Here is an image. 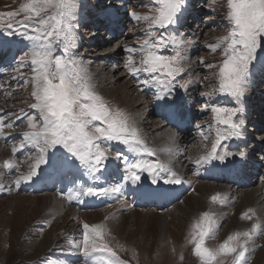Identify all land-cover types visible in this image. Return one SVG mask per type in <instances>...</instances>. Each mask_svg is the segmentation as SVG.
<instances>
[{
	"label": "snow or ice",
	"instance_id": "snow-or-ice-1",
	"mask_svg": "<svg viewBox=\"0 0 264 264\" xmlns=\"http://www.w3.org/2000/svg\"><path fill=\"white\" fill-rule=\"evenodd\" d=\"M212 2L215 4L217 0ZM184 3L185 0H152L147 6L149 14L130 13L136 21H146L147 26L142 41L135 46H125L124 50L129 53L125 68L140 84L154 89L157 100L171 98L177 87L184 90L188 87V82L177 80L184 71L182 62L187 42L168 31L169 26L178 23ZM224 6L227 32L215 43L206 45L211 52L219 50L222 60L218 64L205 65L207 69H217L212 77L205 79H215V92L227 94L239 103L246 91L250 67L257 60L258 51L264 52V0H226ZM78 11L79 0H25L17 10L0 12V25L4 23V17L8 18L5 29L9 30L8 34H19L30 42L20 62L21 66L30 68V78L23 83L31 85L33 100L29 105L32 111L21 109L23 118L17 116L26 121L28 130L20 134V143L12 146V156L0 162V178L6 174L14 175L12 183L16 187L32 181L45 167L58 162L55 154L49 155L57 148L66 150L60 163L78 162L85 174L91 176L100 172L110 158L111 142H118L132 154L130 158L118 152L115 157L122 162L125 181L136 184L141 181L142 174L147 173L153 184L161 181L172 185L185 183L171 167V158L178 150L176 136H169L168 142L159 149L150 147L132 115L110 104L96 91L87 65L75 54ZM20 16L23 18L17 24L11 23ZM57 46L62 50L60 55L54 54ZM199 62L205 64L203 59ZM141 76L144 78L140 79ZM203 95L211 96L212 93ZM203 109L211 111L215 127L209 125L210 131L205 134L199 125L196 126L203 148L195 158L197 165L224 161L230 156L224 142L239 136V129L244 124L243 120L237 122L235 119L237 108L204 104ZM14 126L12 122L4 123L0 116V139L7 140L9 133L5 129ZM210 137V146L203 143ZM26 148V159L18 161L16 154ZM158 151L169 159H143L145 155L156 157ZM21 163L27 166L25 172L20 171ZM4 187L0 183V191ZM120 188V185L108 189L78 184L67 193H61V197L68 202L83 203L81 198L84 196H107ZM226 198V193L216 192L209 197V204L222 207ZM240 219L252 222L251 226L235 230L221 242L210 244L219 235L220 214L209 207L193 218L184 247H191V254L198 264H250L251 253L258 246L256 239L264 237V224L254 208L243 211ZM110 235V229L104 224L84 223L82 239L70 243L89 258L88 264H129L106 239ZM121 250H125L123 246ZM172 252H176L175 247ZM136 255L133 251V259ZM178 258L184 261L182 252Z\"/></svg>",
	"mask_w": 264,
	"mask_h": 264
},
{
	"label": "rangeland",
	"instance_id": "rangeland-1",
	"mask_svg": "<svg viewBox=\"0 0 264 264\" xmlns=\"http://www.w3.org/2000/svg\"><path fill=\"white\" fill-rule=\"evenodd\" d=\"M121 1L122 0H79V11L77 14V20L75 21V42L77 45L75 54L84 61L88 68L90 67V70L88 69L90 73L95 71V67L92 64H89L92 59L97 57V63H101L99 58L103 57L104 55H112L113 52L116 51V49L120 46V53H122V47L128 45L135 46L138 42L144 39L143 33L146 31L147 22L143 20L136 21L133 19L130 13H136L138 15L149 14L150 8L147 6L151 4L152 0H126L129 12H124L122 15H120V22L124 24V27H127V32L117 31L119 39H112L115 37V35L112 32L110 33L105 30L106 25L101 23L102 19H104L103 16L108 17L107 11L113 7L114 4L115 6L119 5ZM24 2L25 0H0V12L17 10ZM225 2L226 0H217V3L214 4L212 0H185L182 10L178 16V23L174 26H169V32L182 37L184 40L191 38V33L197 34L198 43L196 42L195 44L190 45V48L185 47L184 60L182 62L184 71L180 74V76L177 77V80L181 83L188 82L187 90L177 87L174 90L172 97L165 100H167V102L179 103L182 107L187 109L185 113L189 112L194 114L193 117H198L201 115V113H203L204 121L200 126V129H203L205 134L210 131L209 125H212L214 129L215 120L210 110L203 109L204 104L220 106V101H222V106L237 108L238 112L235 119L237 122L243 120L244 124L239 129L240 135L225 141L224 146L227 150L230 148V145L233 146V144L237 148H242L246 154V162L243 166L246 169L249 168L247 171L250 172L253 164L259 162L264 163V112H260L261 109H264V105L257 108L253 106L250 110H248V113L247 109L241 106L242 101L248 96L246 91L244 96L240 99V102L237 103L234 98L228 96L227 94L215 92V87L217 86V81L215 79H205V77H212L213 73L217 71L215 68L207 69L205 65L208 63L218 64L222 60L219 50L217 52H211L206 47V45L215 43L219 37L225 35L227 32L228 25L225 19ZM193 4L197 5L200 9L198 13L199 16L196 14L193 17V20H190L192 17L188 16V12L189 9L192 8ZM22 18V16L16 17L11 20V23L17 24V22ZM92 19H97V21L100 22L96 24V22H92ZM188 19L190 21H194V24L192 25V23L189 22L186 26ZM8 22V18L4 17V23L0 25V47L2 48L0 51V62H2L0 64V116L3 117L4 123L12 122L15 126L13 129H5V132L9 133L7 140L0 139V147L2 148L4 155H6L5 157L3 156L5 159L12 156V146L18 145L20 143V134L28 130L26 127V121L17 119V116L23 118L24 114L20 112L21 109L30 113L32 110L29 109V105L33 102L31 97V85H25L23 83L25 79L30 78V68L21 66L20 62V58L24 56L25 52L28 51L30 42L19 34L9 35V30H5L6 24ZM112 30L114 31V29ZM93 33L97 36L95 39L97 40L96 42L93 39L95 36ZM110 40L113 41L110 42ZM54 54H62V50L59 46H57L56 53ZM165 54L171 53L166 52ZM128 56V52L118 55V59H120L119 67H125ZM187 59L194 60V72H192L191 66L189 68L190 64L187 62ZM201 59L204 60L205 64H201L199 62ZM259 67L261 68V71L259 70ZM104 69L105 72H108L111 68L105 66ZM124 71L128 78L119 80V75L117 77V75L113 74L114 82H112V85L110 86L111 88H106L103 90L99 89L96 85L95 86L96 91L110 104L125 109L133 117L136 111H138L137 113L142 112L141 106H139L140 104H138V107L131 106L130 100L123 96L124 93L122 92V85L127 82V80L131 82L132 85L135 84V86L139 87L145 102L146 100H151L152 102L156 100L154 95L155 90L140 84L137 78H133L127 73L126 68ZM19 73H23L24 75L21 76ZM257 73H259V75L256 77L257 81L260 80L259 82L264 83V52L260 51L257 53V60L254 61L253 65L250 67V75L247 82H250V80L253 79L254 75ZM143 78V76L140 77V79ZM107 83L108 82H104L102 86L107 87ZM118 87H120L119 90ZM131 89L133 90V87H131ZM259 90L261 93H264V84L263 88L259 87ZM204 93H212V95L205 96L203 95ZM148 95L150 98H148ZM188 96L190 97L191 102L187 99ZM254 96L255 93L253 94V98ZM252 105H254V102ZM156 115L161 118L162 114L159 112L156 114L155 110H153V113H150L148 121L151 125L149 124V126H152L157 122H164L162 118L160 119L156 117ZM142 116H144V114H142ZM168 128L172 129L173 132H176L174 127L168 125ZM242 130L244 131L242 132ZM193 133L194 134L191 136V140L187 143V145L185 144V140H182L181 142V139H179L178 148L180 149V152L178 151L176 154L177 156L175 157L177 159L178 165L176 163L172 165L171 163V166L176 165L174 169L176 168L175 171H177L180 176L182 174V176L185 178L183 180L192 178L196 182L193 184V186L190 185L182 195L165 203L161 212H157L152 207V205L149 204L150 206H148L146 210L148 211L151 209L153 211L154 209L155 213H147L148 216L143 223H140L139 219L134 218L135 214L133 215L132 211L145 208L144 205L139 206L138 203V206L135 207L133 202L127 199V194L130 193L131 190L135 192L136 196H138L136 192L142 189L136 184H133V186L129 188L127 183L130 181L125 180L123 181L125 192L123 187H121L119 193L116 194V196H122V199L131 203L133 208H126L124 210L125 212H119L120 214L118 220H120H116L118 223L116 222L114 224L115 227H113L116 229H113L110 225V219L112 216H110L108 219L106 218L100 221L88 222L83 221L82 216H80L86 212L89 213L101 208L104 209L105 206L98 207L92 202H90L91 205H81L75 200L68 202L66 199H64L66 204L64 206L66 215L64 214L62 219L61 217L57 216L55 212L53 213L52 200H48L47 206L45 208H43V204L45 203H39L41 204L39 205L38 203L34 202L33 200H36V198L41 196L61 197V193H67L68 189L73 187V184L67 183L69 179H72L76 183L81 181L82 183L86 184V186L100 188L97 185L91 184L88 180L82 181L79 177V174L73 175L72 172L67 170L71 169V167L78 168V172H81L84 174V176L88 177L85 174V170L79 167L78 162H59L63 160V154L66 152L64 149L57 148L53 150V152H50V156L55 154V158L58 161L56 163L57 165L55 164L48 168L45 167L44 170L38 175V177H43L45 170L50 168H54L59 173V176L54 179V185L50 188L43 186V191H37L33 188H26L27 186H25L24 183H22L19 187H16L12 183L14 175L6 174L3 178H0V183H3L5 186L4 190L0 192V264H88L89 258L85 257L81 252L76 251L73 248V244L70 243V241L75 242L82 239L84 223H88L89 225H106V227L111 231V235L107 236L106 239L112 247L116 248L122 259L129 261V264H198L197 259L191 254V247H184V244L189 226L193 218L198 215L197 212H200V210L190 211V215L187 217V219L183 220L182 222H178L176 217L177 214H171L173 206L176 208H178V206L180 208L186 207L188 205H186V203L189 200H193L191 205L193 202L197 201V199L201 197L197 191L198 187L196 184L198 181L210 183L211 186L213 185L212 188L217 189L216 192H220L222 186H226L232 190H237L238 193L234 196L235 202L233 203L232 209L233 207H237V202L242 199L243 192H246L247 190L243 187L236 188L233 186L232 182H230L229 176H222L218 178L219 180H224L223 182L199 177L198 168L200 166L219 167L220 169L229 167L232 160H234L236 157L237 150L235 149L233 154L226 157L224 161H220L221 165H214L211 163L197 165L194 162L195 158L202 153L203 148L199 130L197 129V131H194ZM211 140L212 137L209 138V141H204L203 143H207L210 146ZM145 141L150 147L155 148V141L146 138ZM27 152L28 149L18 152L16 154V159L18 161L25 160V153ZM118 152L123 153L124 155H129V157L132 158V154L127 152L126 146L118 142H111L109 151L110 158L105 162V165L101 171L114 165L113 163L121 162L120 160L115 159ZM3 157H0V162L4 160ZM157 158L161 160L163 159V157H159L158 155L156 157H149L147 155L143 157L145 160H156ZM230 160L231 162L227 164ZM58 167L63 168L64 170ZM263 167V165H260V168ZM253 169L256 168L253 167ZM26 170V164L21 163L20 171L25 172ZM62 171L63 175L60 174ZM101 171L100 173L98 172L99 174H96L101 175V177L98 178L99 182H94H96V184L99 183V186H105V188L109 189V187H112L111 183L106 181L105 184H101L103 181L102 176L104 175L105 170L102 171V173ZM214 171L217 172V170ZM112 172V169L108 172L107 176L105 177L106 180L109 178L108 176ZM257 172H259V169H257ZM124 175H126V172ZM113 176L114 175L111 174V177ZM256 180L257 182L254 184V188L258 190L261 188L259 194L261 196H258L261 213L258 211L257 213L260 218H263L261 219V223L264 224V172H259ZM138 183L144 188H162V184L163 186H166V183L163 181L158 184H153L147 173L142 174L141 181ZM34 187L39 188L36 187L35 184ZM193 189L195 190L193 191ZM192 192L194 194H192ZM205 196L207 197V206L204 210H208V197H210V195L206 194ZM110 197L107 195L103 198L108 202L107 208L110 205H115V202L112 200V198L115 197ZM130 197L132 198V195H130ZM191 197L193 199H191ZM260 201H262V204ZM94 202H96V198ZM260 204L263 206V208ZM214 206L227 208L229 204L227 203L224 207L219 205H210L212 208H214ZM249 208H251V206ZM234 211L235 209L227 214L223 221L219 222V235L217 236L216 241H210V244L214 245L221 242L228 234L235 230H244L251 226L252 222L241 220L240 216H238L235 220V225L232 224V220L236 215ZM160 215H162L163 220H160ZM64 217L66 220L68 218L69 221L67 220L66 222ZM127 217L131 218L130 222L126 227V230L121 231L120 227L122 228V225L125 224L123 219H126ZM78 219H80V221H78ZM161 226L163 229H160ZM20 236L23 238L20 239ZM33 243L35 245H33ZM255 244L258 246L255 247L254 251L251 253L250 264H264V237H258L255 241ZM121 246H123L125 250H121ZM173 247L176 248L175 253L172 252ZM133 251H135L137 254L136 259H133ZM181 252L185 257L183 262H181L178 258ZM69 254L70 256H68ZM73 255H79V258L76 259L73 257Z\"/></svg>",
	"mask_w": 264,
	"mask_h": 264
},
{
	"label": "bare ground",
	"instance_id": "bare-ground-1",
	"mask_svg": "<svg viewBox=\"0 0 264 264\" xmlns=\"http://www.w3.org/2000/svg\"><path fill=\"white\" fill-rule=\"evenodd\" d=\"M126 2H127L126 0H122L119 3V5H116L115 6V4H114V6L111 7L107 11L108 17L103 16L104 19H102L101 23H103V24L106 25V29L105 30L107 32L108 31H112V29L118 30V31H121V32H127V29H126L127 27H124L123 26L124 24L120 22V15H122V13H124V12H129V9H128V6H127ZM199 10L200 9L198 8L197 5H194V4L192 5V8L189 9V12H188V16H191L192 17L190 20H193V17L196 14L198 15ZM190 20H187V23L190 22L193 25L194 24V21H190ZM92 22H96V24H98L100 21H97V19L96 20L95 19H92ZM123 30H125V31H123ZM113 33H115V31ZM190 35H191V38H189L188 40H185L187 42L185 47H189L190 45H193V44H195L197 42V38H198L197 36L198 35L197 34H194V33H191ZM96 37L97 36L95 35L94 38H93L95 42L97 41V40H95ZM113 39H115V40L119 39L118 35L115 34V38H113ZM111 41H113V40H110V42ZM1 49L2 48L0 47V51H1ZM124 49H125V47H122V53L123 54L126 52ZM120 51H121V46L119 48H117L116 51H114L115 53L113 52L112 55H104L103 57L99 58L101 60L100 61L101 63H97L98 62V58L97 57L95 59H92L89 62V64H92L95 67V71L94 72H91L90 74H91V76L93 78L94 84L99 89H103L104 90L106 88L107 89L108 88H111L110 86L112 85V82H114L113 74L117 75V77L119 75V80H122L124 78H128L127 75H126V73H125V71H124L125 70V67L124 66H120L119 67V60L120 59H118V55L122 54V53H120ZM92 52H94V51H92ZM187 62L190 64V65L188 64L189 65V68L191 66V70H192V72H194L195 71V69H193V66L195 64L194 63V60L187 59ZM0 64H1V62H0ZM105 66L110 67L111 68L110 71L105 72V69H104ZM259 70L261 71V68L260 67H259ZM120 71H124V72H120ZM258 75H259V73H257L256 75H254L253 79L250 78L251 79L250 82L248 81L249 83L247 82L248 84H246V86H247L246 93L248 94V96L245 98V100L242 101L241 106L243 108L247 109V110H250L251 107H253V106H255L257 108V107H260V106H263L264 105V93H261V91L259 90V87L260 88H263V84L264 83L259 82L260 80L257 81L256 77ZM104 82H108L107 83V87L102 86V84ZM122 87H123L122 92L124 93L123 96L126 99L130 100L131 106H134V107L137 106L138 107V104H140L139 106H141L142 112L140 110L139 111L142 114H144V116H142L141 113H137L138 111H136V113L134 114L133 118L136 120L137 126L142 131L143 136H144V139L146 138V139H151V140L155 141L156 144H154V146H155V148L159 149L160 147L164 146L168 142L169 136H171V135L174 134L176 136V144L177 145H178L179 139H181V142H182V140H185L186 141L185 144L187 145V143L191 140L190 138H191V136L193 134H188V135L184 134L183 135V134H178L175 131L173 132L172 129H169L168 128V124L165 123V122H157L154 125L149 126L150 122L148 121L149 115H150V113H153V110H155V113L156 114H157V112H159L160 114H163L164 113L166 115V119H167L168 122H170V121H177L179 119V117H180L181 111L183 110V107L179 103H175V102L172 103V102H167V100H157L156 99L154 102H152L150 100L151 103H152V105H151V103H150L149 100H146V102H145L144 97L141 95V91L139 90V87L135 86V84L132 85L131 82H129L127 80V82H125L122 85ZM131 87H133V90L131 89ZM119 89H120V87H118V90ZM254 93H255V96L253 98V94ZM134 97H136V98H134ZM148 98H150L149 95H148ZM187 99L190 100V97L188 96ZM190 102H191V100H190ZM253 102H254V105H252ZM260 112H264V109H261ZM156 117L160 118L158 115H156ZM243 131L244 130H242V132ZM180 148H181V146H180ZM179 150L180 149L178 148L177 152ZM177 152H176V154H177ZM176 154H175L174 157L171 158L172 165L174 163H176L178 165L177 159L175 158L177 156ZM157 155L159 157H163L162 160H164V161H167L169 159V157L167 155H165L163 153H160L159 151L157 152ZM3 156L5 157L6 155H4V153L2 151V148L0 147V157H3ZM260 165H263L264 166V163L259 162V163L253 164L250 172L247 171V169L243 166V164H240V163H237L233 167V169H235L238 172H241L244 175L242 179L235 181V184H236L235 187L238 188V187H241V186H244V187L248 186L246 188L247 191L246 192H243L242 199L239 200V202H237V207L236 208L233 207V209H232L233 203L235 202L234 196L237 195L238 191L237 190H232V189H230V188H228L226 186H222V189H221L220 192L227 194V198H226L225 205L228 203L229 206H227V208H220V207H217V206L216 207L214 206V208L211 207L213 210L215 209L214 211H216L218 214H220V220H219V222L223 221V219L226 217V215L229 214L234 209H235L234 212L236 213L235 217L232 220V224H234V225H235L234 222L237 219V217L240 216L241 213L243 211L247 210V208H249L250 206H251V208H254L259 213H261V207L259 206V200H258V196H261V195H259L261 188L259 190L256 189V188H254L255 187L254 184L257 182L254 179L258 175L257 169H259V172H264V167L263 168H260ZM175 166L176 165L171 166V167H173V169H174ZM253 167H255L256 169H253ZM110 170H111L110 168H106L105 169L104 175L102 176L103 181H102L101 184H105V182L107 181L105 179V177L107 176V174H108V172ZM111 174H114V173L112 172ZM122 175L123 174H122V171H121V176ZM109 176H110V174H109ZM92 177L94 179H98L99 177H101V175H94ZM181 177L183 179H185L182 176V174H181ZM233 178H234V176L232 177V179ZM123 181H124V179H122V185H120V184L119 185L124 188ZM184 181H186L185 184H180V186H184V185H187V186L188 185H191V186H193V184L196 182L192 178L186 179ZM117 185H118V183L116 182V180H114V182L111 183V186L112 187H109V189H113V187H116ZM136 185L139 186V184H137V183H136ZM196 185L198 187L197 188V191L199 192V194H200L201 197H199V199H197V201L193 202L192 205H191V202L193 200H189L186 203V205L188 204L186 207H181L180 208L178 206V208H176V207L173 206V208L171 210L172 211L171 214H174V213L177 214L176 217H177L178 222H182L183 220L187 219V217L190 215V211H198V210H200V212H201V210L206 209V206H207V197L205 195L208 194V195L211 196L217 190L216 188H212L213 185L211 186V184L210 183H207V182H199L198 181V183ZM35 186L36 187H39V185L37 183H35ZM127 186L130 188V187L133 186V183L128 182L127 183ZM193 188H196V187H193ZM142 190H139V191L136 192L138 196L139 195H145L146 193H148L150 197H157V199H155V201L149 199L148 202L149 203L153 202L154 203V209L158 212L159 211L158 208H160L164 204V201L162 200L163 197L169 196L168 198L173 199L174 198V195L176 194L175 192H176L177 189H167L166 188V189L160 190V191H154V190H148V191L143 190L142 191ZM128 192H129V190H128ZM131 192H133L135 194L134 191L131 190ZM144 192H146V193H144ZM118 193H119V191L118 192H110L109 193V195H108L109 197L110 196L115 197V198H112V200L115 202V205H113V206L110 205V206H108V208H107L108 202L106 201V199L105 200L103 199L104 196L99 201H96V202H94L95 198H93V200H91V202L97 204V206H99V207L100 206H105V208L104 209L101 208V209L96 210L94 212H89V213L86 212L85 214H81L80 216H82V220L83 221H87V222L88 221H100V220H103V219H106V218L108 219V218H110V216H112L111 219H110V225L112 226V228L115 227L114 224L116 222L118 223V221L120 220V219L118 220L119 214H120L119 212H125L124 210L126 208H130V207L133 208V206H131V203H129L126 200L122 199L123 198L122 196H119L121 198L117 197L116 194H118ZM192 194H194V193L192 192ZM191 199H193V198L191 197ZM48 200H52L53 201V205H52V207H53V213L55 212L57 216H59V217L62 218L64 216V214H65V208H64V206L66 205L65 204V201H64V199L62 197H58V196H54V197L41 196V197L36 198V200H33V201L36 202V203H38V204L39 203H45V204H43V208H45L47 206ZM121 200L123 202H119ZM208 200H209V197H208ZM129 201H130V199H129ZM237 201H238V199H237ZM260 202L262 204V201H260ZM39 205H41V204H39ZM141 205H144L145 206L144 203L140 202L139 203V206H141ZM209 207H210V204L208 203V208ZM262 208H263V206H262ZM51 209H49V210H51ZM154 209H153V211L151 209L147 211L145 208H140V209H136V211L135 210L132 211V213H133V215L135 214V217L134 218L139 219L140 220V223H143L146 220L147 216H148L147 213H149V212H151V213L154 212L155 213ZM200 212H197V213L199 214ZM162 218H163L162 215H160V220H163ZM130 219H131L130 217H127L126 219H123V222L125 221V224L122 225V228L120 227V230L121 231L126 230V227L129 224V222H130ZM261 219H263V218H261ZM65 220H66V218H65ZM67 220H68V218H67ZM67 220H66V222H67ZM116 220H118V221H116ZM78 221H80V219H78ZM189 221H190V219H189ZM187 223H189V222H187ZM69 226H70V224H69ZM113 229H116V228H113ZM160 229H163L162 226L160 227ZM27 236H29V235H27ZM22 238L23 237L20 236V239H22ZM33 245H35V244L33 243ZM79 255H76V256L73 255V257H75L76 259H78L79 258ZM68 256H70V254Z\"/></svg>",
	"mask_w": 264,
	"mask_h": 264
}]
</instances>
